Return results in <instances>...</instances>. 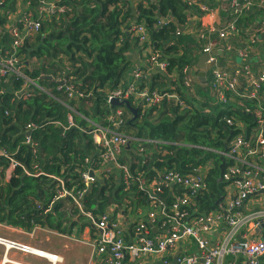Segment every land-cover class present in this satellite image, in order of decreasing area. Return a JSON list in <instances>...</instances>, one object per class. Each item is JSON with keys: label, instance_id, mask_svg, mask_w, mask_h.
<instances>
[{"label": "trees", "instance_id": "trees-1", "mask_svg": "<svg viewBox=\"0 0 264 264\" xmlns=\"http://www.w3.org/2000/svg\"><path fill=\"white\" fill-rule=\"evenodd\" d=\"M40 1L0 0L2 55L14 51L11 32L15 24L22 27L23 9L27 15L36 17ZM46 1H55L57 9L64 6V11L38 15L39 31L26 37L17 48L24 55L21 61L24 74L40 87L25 86L26 79L17 74L0 77V150L8 155L0 154V223L26 230L39 225L69 233L77 220L84 219L71 198L56 199L58 181L52 176L63 177L65 188L74 192L86 187L83 173L102 165L99 147L89 133L94 123L109 125L133 137L131 147L124 152L127 156H120L119 160L129 166L135 177L139 173L147 181L156 179L157 173L165 169L191 174L211 161L213 167L206 175V190L194 194L177 183L165 188L164 195L174 191L192 196L196 215L214 210L224 193L221 178L229 163L217 151H226L237 134L245 135L236 120L249 130L258 122L252 113L254 104L237 98L233 92L226 94V103L237 99L240 107L232 112L225 110L216 99L217 94L211 91L212 80L201 85L194 78L191 87L186 85V70L196 65L206 43L201 35L210 34L216 40L211 28L200 33L196 30L194 35L185 32L195 12L210 15L200 9V4L208 5L201 1L189 4L188 0ZM252 7L230 18L237 29L255 12ZM228 11L225 9V15ZM140 25L147 26L150 43L139 41L136 32ZM148 46L159 62L167 64L166 72L158 68L150 79L143 77L153 66L150 53L144 51ZM137 48L140 59L148 65L139 67L143 71L140 87L159 89L172 96L149 109H143L132 98L121 100H129L131 107L139 109L133 119L129 107L109 102L108 97L111 91L128 83L130 71L136 69L130 54ZM58 78L65 80V86L73 85V95L78 91L82 96L73 97L65 87H60ZM119 109L122 114L115 116ZM111 116L114 121H109ZM229 119L233 120L232 125ZM10 158L19 164L8 174ZM26 169L34 174L43 173L27 175ZM111 169L103 171L88 188L84 208L97 216L108 214L114 205L116 212L124 216L148 208L151 204L148 190L139 181L127 185L122 173ZM194 207L183 210L193 215ZM67 210L70 216L65 217ZM73 217L79 218L75 221Z\"/></svg>", "mask_w": 264, "mask_h": 264}, {"label": "built area", "instance_id": "built-area-1", "mask_svg": "<svg viewBox=\"0 0 264 264\" xmlns=\"http://www.w3.org/2000/svg\"><path fill=\"white\" fill-rule=\"evenodd\" d=\"M253 4L254 0H230L228 15L223 26L218 29L212 27L210 32L216 33L221 39L226 40L228 31L238 30L236 24L230 18L241 15ZM40 5L36 17L27 15L26 10L23 9L20 19L23 22L22 27L18 28L15 24L11 32L14 37V51L8 50L4 55L0 53V77L17 74L26 79L25 86L33 84L40 87L37 82L27 78L24 74L21 65L24 55L20 54L17 48L22 45L26 37L39 31L38 15H51L57 11H64L65 8L62 6L57 9L55 1L41 0ZM200 7L204 13L216 14V11L209 6L200 4ZM177 33H179V30ZM136 35L141 43H150L147 26L140 25L137 28ZM209 37L210 34L201 35V38L208 40L203 48V53L213 52V42ZM229 47L231 45H227L228 49ZM144 51L150 53L149 60L153 65L152 67L156 66L166 72L167 64L157 60V55L150 46L145 48ZM237 53L244 57L248 56V52L241 49H237ZM216 62V56L211 55L208 64L213 66L212 85L217 93L221 95V101L225 102L227 100L226 92L238 91L237 86L241 87V73L237 71L232 79H229L228 72L216 66ZM142 76V70L139 67L134 69L125 86L109 93L108 101L112 102L114 98L119 100L132 98L143 109H149L160 104L165 98L172 96L168 92H162L159 89L150 91L147 87L141 88L139 81ZM62 81L64 84H60ZM58 82L60 87H65L66 91H69L72 95L75 93L73 85L65 86L63 78H58ZM185 82L187 86H191L193 83V78L190 77L189 72ZM250 83L251 89L248 95L243 91L238 94L244 101H256L258 97L264 95V73H261ZM74 96L81 97L82 94L76 91ZM71 109L75 110L74 108ZM257 110L259 112L255 116L258 124L249 130L243 123L236 120L238 127L244 129L245 135L237 134L230 141L226 151H217L229 161L221 178L222 183H224L223 199L220 200L219 205L214 210L202 215H196L198 211L194 207L195 203L191 200L192 196L181 195L174 191H171L169 195H164V189H170L172 185L178 183L194 194L206 190V175L209 169L213 167L211 161L205 166L195 168L191 174L184 175L176 169H165L157 173L156 179L147 181L143 179L142 174L138 173V177H135L129 166L119 160L121 154L128 148L129 143H132L133 137L114 130L109 125L94 123L89 133L92 134L94 143L99 147L102 165L98 169L92 171L90 169L83 173L86 187L79 192H74L65 188L66 181L63 177L52 176L58 181L56 199L71 198L78 207L79 213L84 217V222L88 224L90 229L98 232V236L91 243L93 247L92 259L94 261L98 260L102 264H225L226 259L229 257V264H261V258L264 257V236L254 239L248 236L246 229L251 225L258 226L259 222L264 221V199L257 205L259 208L242 210L244 203L252 196L264 195V106L260 105ZM121 114L122 110L119 109L115 116ZM69 119L71 125H74L72 115H69ZM114 120L113 116L109 119V121ZM119 123H122V120ZM228 123L232 125L233 120L229 119ZM148 141L161 143L158 140ZM0 154L8 156L2 150H0ZM10 160L8 174L19 164L13 158H10ZM87 162H89L88 159ZM111 167L122 173L123 180L127 185L139 181L141 186L148 190L151 201L148 207L150 209L149 221L156 222L158 220L159 223L161 221L166 228L157 233H152L146 223L135 220L134 215L138 216L139 212L135 211L134 214L124 216L123 213L116 212V205L112 206L110 212L104 216H97L92 211L84 208L83 200L88 188L102 176L103 171H109ZM35 168L38 170L37 166ZM25 173L27 175H39L43 172L38 171L37 174H34L26 169ZM186 207H194L193 215L184 212L183 209ZM221 222L224 223L225 229L218 234ZM133 223L135 233H131L127 238V233L130 232L129 228L133 226ZM215 233H217V236L214 238ZM0 242L6 243L11 248H18L24 252L50 258L52 264H56L59 259L57 255L45 251L37 252L30 246L21 245L1 237ZM179 246H182V248H179ZM174 259H176V262H174Z\"/></svg>", "mask_w": 264, "mask_h": 264}, {"label": "crops", "instance_id": "crops-1", "mask_svg": "<svg viewBox=\"0 0 264 264\" xmlns=\"http://www.w3.org/2000/svg\"><path fill=\"white\" fill-rule=\"evenodd\" d=\"M198 1L207 4L218 14L212 17V15H204L201 12H195L192 16H190V26H188L185 32L194 35V33H197L196 30L198 31V33H200L207 28L215 27L218 29L219 27H222L228 15H225L224 11L225 9H229L230 0H188V3L195 4ZM251 9H253V11L255 12L253 14H250L252 16H248L244 22L240 23L241 27L239 26V30L228 31V37L226 40L217 38L218 34H214L216 40L212 39L214 46L213 52H215V56L217 58L216 66H218L223 71L228 72L229 79H232V76L235 75L237 71H240L241 73V87L237 86L238 91L226 92L227 95H229V92H233L237 98L238 94L241 91L248 95L251 89L250 82L256 79L261 73H264V0H255ZM212 37L213 35L209 38ZM207 42L208 40H206V43H204L203 45L205 46ZM227 45H231V47H229L228 49ZM237 49L248 52V56H241L237 53ZM130 56L133 60L134 68L140 67L141 65L144 67H148L146 61L140 59L138 48L136 50L133 49ZM197 63L198 60L195 66L190 65L191 67H188L186 70L187 72H189L190 77L193 79H199L200 70L197 67ZM212 67L213 66L211 64H208L207 66L206 79L208 80V83L211 82V80L213 83ZM131 71L129 75L131 74ZM156 71H158V68L152 67L148 71L147 75H144L143 77L150 79L152 74H154ZM174 76L175 74L173 73L172 79ZM128 79L129 76L127 77V80ZM199 83L203 85L200 79ZM204 85H207V82ZM211 91L214 92V95L217 94V98H215L221 101V95L217 93V90L215 88H212ZM226 102L227 100L225 102H222L225 110L229 112L238 110L240 102L237 99L233 102ZM250 102L254 104V110H256L254 111L255 116L259 112V110H257L259 106H264V95L258 97L256 101ZM125 154L126 153H122L121 156L123 157ZM263 199L264 195L252 196L246 203H244L242 210H248L250 208H252L253 210L259 208L257 207V205L260 204ZM147 209L148 208L139 210L138 216L134 215L135 220L146 223L152 233H157L160 230L162 231L163 228H166V226L161 221L160 223L158 222V220L156 222H150V209ZM63 212L66 213V210ZM67 212L68 215H65V217L70 216V212L68 210ZM78 218L79 217H73L72 220L76 221ZM68 226L70 227V224ZM131 228L132 232L129 228L130 232L127 233V237L130 236L131 233H135L134 223ZM224 229V223L221 222L218 234H220ZM246 230V233H248L249 237H253L254 239L261 238L262 236H264V221L259 222L258 226L251 225ZM97 236L98 232L90 229L88 224L85 223L83 219L77 220L76 224H73L69 233L48 229L39 225H34L30 230H26L0 223L1 238L16 241H18L19 239L26 240L24 243L33 246L35 249L57 255L59 259L57 260L56 264H102L99 263L98 260L94 261V259H92L93 247L91 246V243ZM213 236L215 238L217 236V233H215ZM134 238H136V236H134ZM179 248H182V246H179ZM1 255L2 258L0 259V264H18L17 262H24L26 264H52V260L45 256H39L34 253L32 254L24 251H19L17 249H11L9 247H6L5 250H2ZM5 257L10 258L12 261H5ZM229 262L230 258L228 257L225 264H229ZM261 264H264V257L261 258Z\"/></svg>", "mask_w": 264, "mask_h": 264}, {"label": "water", "instance_id": "water-1", "mask_svg": "<svg viewBox=\"0 0 264 264\" xmlns=\"http://www.w3.org/2000/svg\"><path fill=\"white\" fill-rule=\"evenodd\" d=\"M211 55H215V52L212 53H204L202 54L199 59H198V63H197V67L199 68V79L202 82V84L204 85L207 82L206 79V70H207V66H208V60L210 58ZM60 84H64V82L62 81ZM113 103H117L120 105H125L126 107H129L133 114H134V118H136L138 116V108L137 107H131L129 100H125V101H121L117 98L112 99ZM131 147V142L128 145V148ZM91 174H93V172H91ZM223 198H221L220 200H222ZM174 262H176V259H174Z\"/></svg>", "mask_w": 264, "mask_h": 264}, {"label": "rangeland", "instance_id": "rangeland-1", "mask_svg": "<svg viewBox=\"0 0 264 264\" xmlns=\"http://www.w3.org/2000/svg\"><path fill=\"white\" fill-rule=\"evenodd\" d=\"M240 59H241V57H240ZM10 241H13V242H16V243H19V244H23V245H27V246H30V247H32V248H34L33 246H31V245H28V244H25L24 242L26 241V240H21V239H19L18 241H16V240H10ZM9 247L6 243H2V242H0V259L2 258L1 256V254H2V250H5V248L6 247ZM9 248H11V247H9ZM11 249H17V250H19V251H21L20 249H18V248H11ZM35 250H37V251H40V250H38V249H35ZM44 255H47V254H44ZM47 256H49V255H47ZM6 258V257H5ZM9 259V262L10 261H12L10 258H8ZM19 263H23V264H26V263H24V262H19ZM28 264V263H27Z\"/></svg>", "mask_w": 264, "mask_h": 264}, {"label": "bare ground", "instance_id": "bare-ground-1", "mask_svg": "<svg viewBox=\"0 0 264 264\" xmlns=\"http://www.w3.org/2000/svg\"><path fill=\"white\" fill-rule=\"evenodd\" d=\"M35 249V248H34ZM37 252H40V251H37ZM48 255V254H47ZM5 261L9 262V259L8 257L5 258Z\"/></svg>", "mask_w": 264, "mask_h": 264}, {"label": "clouds", "instance_id": "clouds-1", "mask_svg": "<svg viewBox=\"0 0 264 264\" xmlns=\"http://www.w3.org/2000/svg\"><path fill=\"white\" fill-rule=\"evenodd\" d=\"M162 71V70H161ZM164 72V71H163ZM143 73V72H142ZM130 76V75H129Z\"/></svg>", "mask_w": 264, "mask_h": 264}]
</instances>
